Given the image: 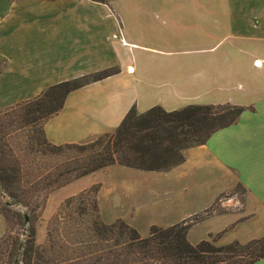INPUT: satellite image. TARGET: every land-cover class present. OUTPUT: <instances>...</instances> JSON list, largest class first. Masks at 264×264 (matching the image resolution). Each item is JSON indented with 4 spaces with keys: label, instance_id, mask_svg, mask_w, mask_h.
<instances>
[{
    "label": "crops",
    "instance_id": "1",
    "mask_svg": "<svg viewBox=\"0 0 264 264\" xmlns=\"http://www.w3.org/2000/svg\"><path fill=\"white\" fill-rule=\"evenodd\" d=\"M108 2L0 0V108L33 100L62 82L116 70L70 92L43 124L47 141L60 146L114 131L132 107L139 114L156 106L167 112L190 105L241 107L234 124L184 150V162L166 172L118 167L139 181L166 177L169 190L199 191L205 204L177 223L206 212L239 185L248 200L243 211L205 213L200 223L218 219L223 234L264 224V0ZM0 225L2 237L1 215Z\"/></svg>",
    "mask_w": 264,
    "mask_h": 264
},
{
    "label": "trees",
    "instance_id": "2",
    "mask_svg": "<svg viewBox=\"0 0 264 264\" xmlns=\"http://www.w3.org/2000/svg\"><path fill=\"white\" fill-rule=\"evenodd\" d=\"M116 73L106 70L62 82L31 101L0 108V196L6 199L0 203L5 224L0 264H253L264 259V237L245 244L216 246L214 239L192 245L185 223L153 226L146 238L123 221L106 224L95 187L63 201L47 223L44 243L35 244V224L57 189L109 166L166 172L184 162V150L204 144L244 111L230 105H190L171 112L156 106L139 114L132 107L114 131L92 142L50 144L43 124L62 109L66 96ZM10 207L25 212H10Z\"/></svg>",
    "mask_w": 264,
    "mask_h": 264
},
{
    "label": "rangeland",
    "instance_id": "3",
    "mask_svg": "<svg viewBox=\"0 0 264 264\" xmlns=\"http://www.w3.org/2000/svg\"><path fill=\"white\" fill-rule=\"evenodd\" d=\"M120 168L114 166L108 171L109 173L99 172L82 177L51 193L41 220L35 224V244L42 245L44 243L47 223L59 212L62 202L91 187H95L97 190L96 202L101 220L106 224H112L118 220L123 221L136 229L142 238L148 237L149 230L153 226L168 228L182 223L188 227L187 239L192 245L203 240L214 239L216 246H222L224 241L232 240L245 244L251 239L253 240V237H261L264 234L262 232L263 223L239 225L227 230L224 234L223 232L218 233L224 227L218 219L200 223L201 218L207 216L205 213L214 216L226 212L243 211L248 200L239 185H234L231 194L222 196L213 202L206 212L191 215L177 223L176 219L179 216H185L188 211L192 212L205 204L206 200H203L199 191L195 190L196 193H192L169 190L165 187L167 181L164 178L166 177H153L152 180L144 182L146 179L139 181V175ZM215 187L217 188V186ZM5 201L6 199L0 196V203L3 204ZM60 202L61 204H59ZM3 209H5L4 206ZM8 210L10 212H25V208L22 207H10ZM17 229L18 227H15V230ZM22 236H24L23 232ZM25 236H27V230Z\"/></svg>",
    "mask_w": 264,
    "mask_h": 264
}]
</instances>
